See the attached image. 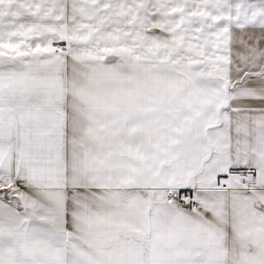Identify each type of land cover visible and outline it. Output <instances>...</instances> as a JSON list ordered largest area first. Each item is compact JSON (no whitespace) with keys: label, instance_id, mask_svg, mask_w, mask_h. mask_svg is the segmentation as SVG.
<instances>
[{"label":"snow or ice","instance_id":"obj_1","mask_svg":"<svg viewBox=\"0 0 264 264\" xmlns=\"http://www.w3.org/2000/svg\"><path fill=\"white\" fill-rule=\"evenodd\" d=\"M0 264H264V0H0Z\"/></svg>","mask_w":264,"mask_h":264}]
</instances>
